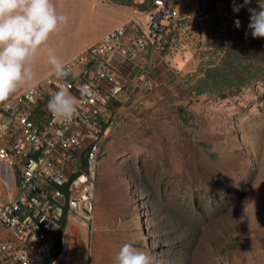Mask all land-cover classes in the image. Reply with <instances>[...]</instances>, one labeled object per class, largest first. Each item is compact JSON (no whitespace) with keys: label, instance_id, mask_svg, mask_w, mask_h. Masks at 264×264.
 I'll return each instance as SVG.
<instances>
[{"label":"rangeland","instance_id":"rangeland-1","mask_svg":"<svg viewBox=\"0 0 264 264\" xmlns=\"http://www.w3.org/2000/svg\"><path fill=\"white\" fill-rule=\"evenodd\" d=\"M96 1L142 12L135 0ZM233 3H171L158 55L176 82L116 96L91 228L69 227L51 264H114L124 243L154 264H264V38L248 29V8L264 0L238 13ZM241 72L256 79L236 88ZM8 182L0 166V202Z\"/></svg>","mask_w":264,"mask_h":264},{"label":"built area","instance_id":"built-area-1","mask_svg":"<svg viewBox=\"0 0 264 264\" xmlns=\"http://www.w3.org/2000/svg\"><path fill=\"white\" fill-rule=\"evenodd\" d=\"M177 1L135 0L151 6L142 11L141 23L131 25L136 36L127 34L130 24L117 27L65 62L70 74L63 80L50 71L35 96L23 89L0 104V166L10 193L0 202V264H40L57 235L61 244L72 225L89 231L97 157L114 118L106 107L125 90L109 61L117 56L135 65L143 58L142 91L153 90L149 66L162 50L161 38L176 16L171 3ZM60 86L78 97L83 86L90 90L78 115L66 122L46 109Z\"/></svg>","mask_w":264,"mask_h":264},{"label":"clouds","instance_id":"clouds-1","mask_svg":"<svg viewBox=\"0 0 264 264\" xmlns=\"http://www.w3.org/2000/svg\"><path fill=\"white\" fill-rule=\"evenodd\" d=\"M251 0L233 3V12L249 5ZM248 29L252 37L264 38V7L248 8ZM68 17L58 13L54 0H0V104H5L20 89L31 98L37 94L39 79L34 67L41 54L57 80L69 73L65 61L55 54L49 41L61 26L67 25ZM240 28V21H234ZM247 36L248 33L246 32ZM155 88V87H154ZM90 94L88 86L80 89V96L66 86L56 89L46 109L60 122L72 120L78 115L82 97ZM114 264H154V258L124 243L114 258Z\"/></svg>","mask_w":264,"mask_h":264},{"label":"crops","instance_id":"crops-1","mask_svg":"<svg viewBox=\"0 0 264 264\" xmlns=\"http://www.w3.org/2000/svg\"><path fill=\"white\" fill-rule=\"evenodd\" d=\"M54 4L58 13L68 17V23L61 26L51 36L49 44L55 54L65 62L96 43L107 32L122 25L130 24L127 34L136 36L137 31L132 29L131 25L141 23L143 18L142 12H135L123 6L112 8L96 0H54ZM161 62L159 55L153 56L151 66H149L148 79L153 83L157 81L159 88L164 84H170L173 88V83L176 81L170 77ZM143 64V58L138 60L135 65L117 56L111 57L109 61V65L114 69V74L120 78L123 87L125 89L126 85L131 87L127 90L130 95L140 91L139 67ZM34 67L39 81L51 71L46 61V53L39 56ZM176 85L180 87L177 83ZM22 90L20 89L16 93Z\"/></svg>","mask_w":264,"mask_h":264},{"label":"trees","instance_id":"trees-1","mask_svg":"<svg viewBox=\"0 0 264 264\" xmlns=\"http://www.w3.org/2000/svg\"><path fill=\"white\" fill-rule=\"evenodd\" d=\"M139 5L140 9L138 11H144V10H148L151 6L149 5V3H145V4H138ZM169 28V26H168ZM170 33L167 34V37L169 36ZM172 34V33H171ZM165 38V37H164ZM161 54V53H159ZM245 72V70H244ZM245 74L243 72H241V77L239 74L236 73L235 75V81H237V83H234L235 87L236 88H240L242 85H243V80L241 78H245ZM247 80L250 79V77H246ZM256 78H251L250 80H255ZM125 91H127L125 89ZM117 97L115 96L114 98H112L107 107H106V115L108 114L109 117L112 118V114H110V109L112 108V106H117V101L118 99H116ZM54 246L53 248L41 259V263L40 264H51L56 258L57 256L60 254V251H61V244H60V241H59V235H57L55 237V240H54Z\"/></svg>","mask_w":264,"mask_h":264},{"label":"bare ground","instance_id":"bare-ground-1","mask_svg":"<svg viewBox=\"0 0 264 264\" xmlns=\"http://www.w3.org/2000/svg\"><path fill=\"white\" fill-rule=\"evenodd\" d=\"M66 238V237H65ZM65 244V239H64V242H63V245Z\"/></svg>","mask_w":264,"mask_h":264}]
</instances>
